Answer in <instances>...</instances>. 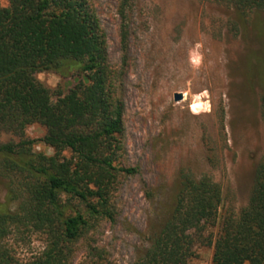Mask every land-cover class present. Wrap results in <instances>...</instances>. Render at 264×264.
I'll list each match as a JSON object with an SVG mask.
<instances>
[{
  "label": "trees",
  "instance_id": "obj_1",
  "mask_svg": "<svg viewBox=\"0 0 264 264\" xmlns=\"http://www.w3.org/2000/svg\"><path fill=\"white\" fill-rule=\"evenodd\" d=\"M0 5V264H71L77 246L100 222L114 223L113 193L119 164L124 105L121 73L108 63L105 34L90 0H7ZM238 14L264 11V0H218ZM133 0H118L123 53L125 23ZM75 69L85 82L55 102L35 74L65 76ZM264 118V93L260 99ZM45 128L41 141L52 155L36 152L27 127ZM222 190L209 176H183L169 199L168 215L132 264H193L200 247H212L210 264H264V159L254 173L247 205L221 216ZM11 205L14 208L11 209ZM218 225L215 236L210 232ZM32 232L40 253L17 262L6 246L13 233ZM88 256L97 249L89 248ZM98 258L99 255H96Z\"/></svg>",
  "mask_w": 264,
  "mask_h": 264
},
{
  "label": "rangeland",
  "instance_id": "obj_2",
  "mask_svg": "<svg viewBox=\"0 0 264 264\" xmlns=\"http://www.w3.org/2000/svg\"><path fill=\"white\" fill-rule=\"evenodd\" d=\"M90 3L105 34L108 63L121 73L119 164L138 171L118 177L115 222H100L79 243L71 264H132L168 215L169 199L183 176L206 175L220 185V216L247 205L255 169L264 159V11L240 15L218 0H133L125 21V54L118 0ZM0 5L9 3L0 0ZM35 78L50 91L52 102L85 82L75 69ZM176 93L183 95L179 102L173 99ZM45 132L34 124L24 136L35 141L36 152L52 155L41 141ZM9 140L18 141L0 136L1 142ZM5 196L0 174V204ZM217 231L218 225L210 232ZM5 242L20 263L32 260L43 246L32 232L13 233ZM87 247L97 249L93 257ZM212 253V247H200L192 263L210 264Z\"/></svg>",
  "mask_w": 264,
  "mask_h": 264
},
{
  "label": "water",
  "instance_id": "obj_3",
  "mask_svg": "<svg viewBox=\"0 0 264 264\" xmlns=\"http://www.w3.org/2000/svg\"><path fill=\"white\" fill-rule=\"evenodd\" d=\"M182 98H183V95H182L181 93H176V94H174V96H173V99H174L175 102H179V101H181Z\"/></svg>",
  "mask_w": 264,
  "mask_h": 264
}]
</instances>
